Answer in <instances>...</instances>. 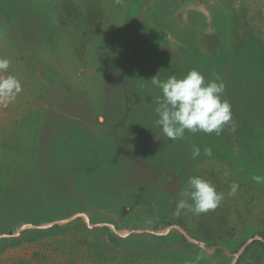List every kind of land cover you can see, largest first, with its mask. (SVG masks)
Returning a JSON list of instances; mask_svg holds the SVG:
<instances>
[{
  "label": "rangeland",
  "instance_id": "rangeland-1",
  "mask_svg": "<svg viewBox=\"0 0 264 264\" xmlns=\"http://www.w3.org/2000/svg\"><path fill=\"white\" fill-rule=\"evenodd\" d=\"M0 57V264H264V0H0ZM192 69L234 130L169 141L151 80ZM190 176L225 198L176 218Z\"/></svg>",
  "mask_w": 264,
  "mask_h": 264
},
{
  "label": "clouds",
  "instance_id": "clouds-1",
  "mask_svg": "<svg viewBox=\"0 0 264 264\" xmlns=\"http://www.w3.org/2000/svg\"><path fill=\"white\" fill-rule=\"evenodd\" d=\"M10 65L8 58L0 57V105L13 103L22 90L16 76L4 75ZM218 80L219 78L206 81L205 76L196 69L190 70L182 78L175 75H170L165 80H161L159 75L153 77L151 83L161 90L154 109V124L160 133L174 142L184 139L186 132L220 135L226 125L234 130L232 106L223 98L225 84L217 82ZM203 152L205 156H212L211 148L205 147ZM200 154V147L193 145L192 158L195 159ZM222 175L226 178L230 173L225 169ZM237 190L238 184L232 183L228 195H235ZM224 198V192L217 191L212 181L190 176L172 215L179 218L183 212L198 216L216 209Z\"/></svg>",
  "mask_w": 264,
  "mask_h": 264
}]
</instances>
